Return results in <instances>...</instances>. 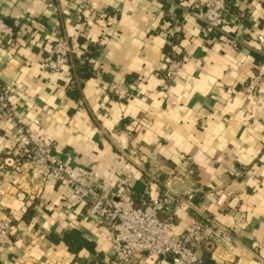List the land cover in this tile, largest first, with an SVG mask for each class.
<instances>
[{
  "label": "crops",
  "instance_id": "crops-1",
  "mask_svg": "<svg viewBox=\"0 0 264 264\" xmlns=\"http://www.w3.org/2000/svg\"><path fill=\"white\" fill-rule=\"evenodd\" d=\"M164 1L171 17L177 6L184 11L194 3L0 0V18L12 30L0 38V84L24 121L38 120L33 133L51 144L56 160L85 168L110 195L119 178L131 175L135 206L178 195L183 205L172 210V236L208 217L232 240L200 247L203 258L264 264V50L257 40H264V0H246L247 20L225 28L235 42L204 39L201 24L185 11L182 26L170 28L163 21ZM226 1L230 13L239 14L244 0ZM179 32L172 52L182 67L166 84L162 73L169 57L163 50ZM60 37L72 44L77 61L89 44L98 47L96 73L77 80L76 99L67 94L74 82L70 69L43 67ZM251 51L262 60L256 62ZM110 84L125 86L132 97L118 100ZM15 128L11 120H0V222L11 227L0 264H107L108 232L69 188L44 184L27 164H8ZM72 230L94 244V254L74 255L52 241ZM126 264L172 261L135 256Z\"/></svg>",
  "mask_w": 264,
  "mask_h": 264
},
{
  "label": "built area",
  "instance_id": "built-area-1",
  "mask_svg": "<svg viewBox=\"0 0 264 264\" xmlns=\"http://www.w3.org/2000/svg\"><path fill=\"white\" fill-rule=\"evenodd\" d=\"M244 4L246 0L241 3L239 14H232L226 0H194L184 11L201 24L204 39L219 33L230 42H235L225 28L238 20H247ZM6 35H12V30L0 18V38ZM257 40L264 50L263 38L258 36ZM43 67L56 73L65 68H75L72 44L64 37L57 38L43 59ZM181 67L182 61L168 58L162 73L164 82L168 84L174 80ZM258 84L259 78H254L252 85ZM108 91L118 100L126 101L132 97L125 86L110 84ZM4 117L16 125L15 146L8 164L15 167L27 164L40 174L44 184L63 183L69 188L73 200L87 207V216L106 228L112 253L107 264H126L135 256L146 259L169 257L172 264H205L199 253L200 247L210 249L214 244L231 242L229 233L206 217L194 220L181 235L172 236V210L183 205L178 195L164 194L143 206H135L131 175L119 178L115 194L110 195L106 187L93 179L85 168L72 165L69 160H56L51 144L33 133L32 127L39 124L38 120L24 121L20 111L8 103L0 84V120ZM188 198L191 200L192 195ZM161 215L164 217L161 218ZM10 230L7 223L0 222V246L10 245Z\"/></svg>",
  "mask_w": 264,
  "mask_h": 264
},
{
  "label": "trees",
  "instance_id": "trees-1",
  "mask_svg": "<svg viewBox=\"0 0 264 264\" xmlns=\"http://www.w3.org/2000/svg\"><path fill=\"white\" fill-rule=\"evenodd\" d=\"M172 3L175 6L178 5L177 1H172ZM163 5H164V11L166 13L165 14L166 16H164L163 21L169 23L170 28H175L178 26L181 27L183 24L184 11L181 8H178L177 6V8H175L174 10V16L171 17L167 14V10L170 7V3H168L167 1H164ZM227 7L229 10L231 9L229 3H227ZM220 36L222 35L219 33H214V34H211L209 38H212V37L219 38ZM180 37H181L180 32L178 34L173 35L168 40L169 44H166V46L164 47V50H163L164 54L168 56L171 60H174V59L178 61L181 60L180 57H176L175 55H173V52H172V47L178 43ZM97 50H98V47L96 45L89 44L88 54L86 55V57L81 62L74 60L75 68L70 70L71 71L70 73L72 75V80L74 82L70 90L67 91L68 96L72 97L73 99H76L79 96V89L81 88V84H79L77 80L79 81L88 80L94 77L96 73L94 70L93 61L98 56ZM251 54L254 57L256 62L259 60H262V56L259 55L258 53L251 51ZM52 241L55 243L63 242L64 245L67 247L68 251L74 255H77L81 250H87L90 254L95 253L94 244L91 242H88L83 237L82 233L75 231V230L65 232L61 239L54 236L52 237ZM202 259L205 264H213L212 261H210L208 256H205L204 258L202 257Z\"/></svg>",
  "mask_w": 264,
  "mask_h": 264
}]
</instances>
